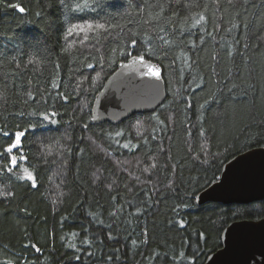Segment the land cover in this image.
<instances>
[{
  "label": "trees",
  "instance_id": "16d2710c",
  "mask_svg": "<svg viewBox=\"0 0 264 264\" xmlns=\"http://www.w3.org/2000/svg\"><path fill=\"white\" fill-rule=\"evenodd\" d=\"M133 56L167 100L95 125ZM262 147L264 0H0V264H205L264 201L197 197Z\"/></svg>",
  "mask_w": 264,
  "mask_h": 264
},
{
  "label": "water",
  "instance_id": "95a60500",
  "mask_svg": "<svg viewBox=\"0 0 264 264\" xmlns=\"http://www.w3.org/2000/svg\"><path fill=\"white\" fill-rule=\"evenodd\" d=\"M159 71L157 78L154 71ZM167 100L162 67L144 56L121 63L97 95L92 109L95 125H119L136 116L156 112ZM264 201V147L249 150L223 168L220 179L201 192L198 206L249 205ZM222 248L205 264H264V218L238 220L222 234Z\"/></svg>",
  "mask_w": 264,
  "mask_h": 264
},
{
  "label": "snow or ice",
  "instance_id": "6c2138e0",
  "mask_svg": "<svg viewBox=\"0 0 264 264\" xmlns=\"http://www.w3.org/2000/svg\"><path fill=\"white\" fill-rule=\"evenodd\" d=\"M14 7L17 8L20 12L25 11V9L23 7H21L20 4H15ZM101 27H103V26H101ZM153 75H155L157 78H159L160 73L157 70V71L153 72ZM23 135H24L23 132L16 133V141L14 143L10 144L9 147L6 149V151L11 153L13 151V149L17 148L19 143H20V137ZM15 159H16L15 157L12 158L13 163H15ZM31 178H32L31 174L29 173V179H31Z\"/></svg>",
  "mask_w": 264,
  "mask_h": 264
},
{
  "label": "rangeland",
  "instance_id": "374dc122",
  "mask_svg": "<svg viewBox=\"0 0 264 264\" xmlns=\"http://www.w3.org/2000/svg\"><path fill=\"white\" fill-rule=\"evenodd\" d=\"M20 139H21V137H20ZM19 145H20V143H19ZM19 145H18V146H19ZM18 161H19V158H16L14 164H16ZM25 177H26V178H29L28 174H26Z\"/></svg>",
  "mask_w": 264,
  "mask_h": 264
}]
</instances>
